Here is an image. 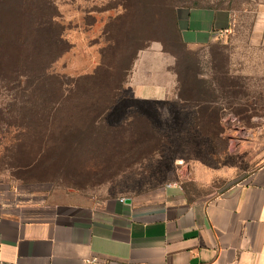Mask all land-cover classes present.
Masks as SVG:
<instances>
[{
	"label": "rangeland",
	"instance_id": "374dc122",
	"mask_svg": "<svg viewBox=\"0 0 264 264\" xmlns=\"http://www.w3.org/2000/svg\"><path fill=\"white\" fill-rule=\"evenodd\" d=\"M182 2L190 0H54L69 49L51 70L70 88V96L88 87L76 86L74 79L93 74L105 60L110 67L100 77L106 75V81L89 88L107 98L108 86L116 84L104 123L124 125L132 114L143 112L160 137L150 149L131 122L113 141L112 130L103 128L102 134H109L104 143L89 132L82 147L58 150L59 140L67 144L73 131L66 126L73 118L58 115L55 137L46 146L55 148H46L32 129V118L38 119L43 107L30 81L19 84L17 74L6 81L0 74V202L58 200L70 192L147 194L154 201L167 183L181 186L191 199H205L264 161V46L249 42L248 17L214 42L182 45L166 7ZM139 67L157 82H164L169 71L176 96V72L184 81L194 73L197 92L216 102L214 117L223 134H200L192 101L184 107L169 101L162 108L132 100L130 76Z\"/></svg>",
	"mask_w": 264,
	"mask_h": 264
},
{
	"label": "crops",
	"instance_id": "0c3cea01",
	"mask_svg": "<svg viewBox=\"0 0 264 264\" xmlns=\"http://www.w3.org/2000/svg\"><path fill=\"white\" fill-rule=\"evenodd\" d=\"M175 16L186 45L228 36L248 17L249 42L264 46V0H190ZM144 70L130 76L132 100L186 106L174 94V75L166 71L157 82ZM193 113L195 120V106ZM158 196L70 192L36 203L1 201L0 264H93L90 257L106 264H264V161L205 199L170 183Z\"/></svg>",
	"mask_w": 264,
	"mask_h": 264
},
{
	"label": "trees",
	"instance_id": "16d2710c",
	"mask_svg": "<svg viewBox=\"0 0 264 264\" xmlns=\"http://www.w3.org/2000/svg\"><path fill=\"white\" fill-rule=\"evenodd\" d=\"M183 3L185 2L180 4ZM180 4H168L166 7L168 10L170 8L169 16L172 30L176 32L175 38L182 45H186L176 23L175 8ZM58 18L59 11L54 0H0V67L3 69L0 70V74L6 81H10L14 74H17L16 79H19V84L22 80L26 83L30 81L28 86H32L33 93L43 107L42 112L39 109L38 119L32 118V129H37L41 146L48 145L49 138L54 133L57 116L68 115L73 118L66 123L68 129L70 127L73 129L69 136L71 139L67 144L66 141L59 140L56 145L58 150L66 146V149L72 151L82 147V140L89 132H93L90 137L100 136V141L104 143L103 137L108 138L109 134H102L103 128L112 130L110 137L113 141L119 132L120 134L125 132V128L129 127L128 123L131 122L136 123L135 132L139 139L143 138L141 143L149 144L152 149L160 136L145 116L134 113L126 124L122 123L115 127L104 123L105 113L114 104L116 84L112 83L108 86L107 98L97 96V93L90 89H93L97 80L106 81L107 76L100 77V75L109 70L107 61L101 60V64L93 74H85L74 79L76 86L84 83L88 87L77 89L73 97L70 96L71 90L64 85L62 78L51 70L53 63L69 49L67 39L63 36V26ZM176 73L177 97L186 104L192 101L196 107V126L203 132H216V130L220 132L221 125L217 127L218 119L214 117L218 112L215 107L216 102L212 103L213 100L210 98H202L204 94L197 92L194 73L187 81L181 78L179 71ZM209 115L211 118H208ZM215 121L216 125H214ZM49 146L46 148L51 149L55 145ZM63 152L68 156L67 151Z\"/></svg>",
	"mask_w": 264,
	"mask_h": 264
},
{
	"label": "built area",
	"instance_id": "2783aa9c",
	"mask_svg": "<svg viewBox=\"0 0 264 264\" xmlns=\"http://www.w3.org/2000/svg\"><path fill=\"white\" fill-rule=\"evenodd\" d=\"M88 262L93 264H106L104 261H99L96 257H90Z\"/></svg>",
	"mask_w": 264,
	"mask_h": 264
},
{
	"label": "water",
	"instance_id": "95a60500",
	"mask_svg": "<svg viewBox=\"0 0 264 264\" xmlns=\"http://www.w3.org/2000/svg\"><path fill=\"white\" fill-rule=\"evenodd\" d=\"M126 201L128 202V201H129V199L127 198V199H126Z\"/></svg>",
	"mask_w": 264,
	"mask_h": 264
}]
</instances>
